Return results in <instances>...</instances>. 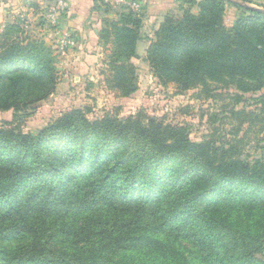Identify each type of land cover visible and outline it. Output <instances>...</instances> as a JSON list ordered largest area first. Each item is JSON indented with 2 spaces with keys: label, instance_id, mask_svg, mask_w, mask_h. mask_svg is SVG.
Returning <instances> with one entry per match:
<instances>
[{
  "label": "trees",
  "instance_id": "trees-1",
  "mask_svg": "<svg viewBox=\"0 0 264 264\" xmlns=\"http://www.w3.org/2000/svg\"><path fill=\"white\" fill-rule=\"evenodd\" d=\"M181 3L197 13L166 14L145 50L158 82L178 92L263 91L264 9ZM225 4L245 13L231 28ZM25 27L13 22L0 31V111L24 112L57 84L55 55ZM142 28V17L126 10L104 20L98 36L111 45L107 83L120 98L138 89L127 62L138 58ZM258 102L259 115L231 116H261L262 132L264 96ZM241 143H195L184 128L141 113L91 122L71 110L36 136L0 128V264H160L162 257L166 264H264L263 237L233 218L235 207L264 206V158L242 159ZM177 240L196 250L193 257Z\"/></svg>",
  "mask_w": 264,
  "mask_h": 264
},
{
  "label": "rangeland",
  "instance_id": "rangeland-1",
  "mask_svg": "<svg viewBox=\"0 0 264 264\" xmlns=\"http://www.w3.org/2000/svg\"><path fill=\"white\" fill-rule=\"evenodd\" d=\"M231 1L251 8L264 9L263 4L259 2ZM2 2L3 0H0V3ZM176 7L172 14L180 15L184 9L197 13L195 6L180 2ZM14 12L9 14L11 17L4 26L13 22L23 23V26H28L25 30L32 38L43 42L52 51L53 56L55 55L57 84L54 92L46 100L24 112L0 111L1 129L36 136L62 114L71 110H80L91 122L104 117L126 120L141 113L146 118L164 125L184 128L189 140L195 143L211 141L220 146L242 139L239 146L242 159L253 162L264 158V130L259 132L262 117H256L260 112L258 100L264 96V90L257 93H238L231 88L224 89L213 85L211 92L202 93L200 88L178 92L173 84L162 86L145 61L146 42L142 39L138 44V58L127 62L136 68L138 89L129 98H120L115 90L109 89L107 83L110 74L106 62L112 53L110 44L100 43L98 49L94 51L92 47L89 58L84 56L81 59L84 52L79 51L76 45L73 46L74 52L72 49L68 52L61 50L62 40L57 39L60 38L59 35L54 37L49 33L52 29L40 16L39 9H35L32 14L22 10ZM243 14L245 13L242 9L238 10L231 4H225L224 25L231 28ZM145 25L148 28L145 30L149 34L152 25L148 22ZM2 29L3 27L0 31ZM56 39L60 45L54 42ZM236 95L241 97L240 102L235 101ZM239 111L252 112L256 116L248 119L231 116L232 112ZM246 130L249 131L245 133ZM234 210V223L241 230H249L250 233L263 237V250L259 258L264 261V206H258L251 211L239 210L236 207ZM174 244L188 258L193 257L196 251L187 241L177 240ZM59 247L54 246L58 249ZM64 248L68 249V246L65 245ZM166 262L167 260L162 257L160 264Z\"/></svg>",
  "mask_w": 264,
  "mask_h": 264
},
{
  "label": "crops",
  "instance_id": "crops-1",
  "mask_svg": "<svg viewBox=\"0 0 264 264\" xmlns=\"http://www.w3.org/2000/svg\"><path fill=\"white\" fill-rule=\"evenodd\" d=\"M59 0H3L0 6V28L9 21L10 13H15L14 10L27 11L30 14L36 9L40 10V16L45 20L43 9L52 4H56ZM67 7L59 15L56 25H50L54 37L59 35L62 40L69 35L73 46L79 47V51H83V56L87 59L89 54L98 49L99 33L104 20H116L117 14L121 11H131L142 17L143 28L141 30L143 39H145V50L148 47L149 41L153 38L154 32L162 22L164 16L177 9L176 5L180 4L181 0H62ZM259 2L264 6V0H249ZM261 6V7H262ZM3 10V11H2ZM9 16V18H8ZM60 20V21H59ZM46 21V20H45ZM148 22L152 26L148 29L145 23ZM59 27H56L58 26ZM146 29V30H145ZM147 33V34H145ZM146 35V37L144 36ZM57 39L54 41L57 43ZM59 40V41H60ZM142 42V41H141ZM59 42L57 43V45ZM139 44V43H138ZM54 46V44H52ZM73 46H68V50L73 49ZM75 51V50H74ZM73 51V52H74ZM72 52V54H73ZM80 57V56H79ZM78 58V57H77ZM90 65H88L89 67Z\"/></svg>",
  "mask_w": 264,
  "mask_h": 264
},
{
  "label": "built area",
  "instance_id": "built-area-1",
  "mask_svg": "<svg viewBox=\"0 0 264 264\" xmlns=\"http://www.w3.org/2000/svg\"><path fill=\"white\" fill-rule=\"evenodd\" d=\"M67 7L66 3L62 0H59L56 4L46 6L43 11L45 13L46 23L49 25H56V21L59 15L65 10ZM61 50L64 51L68 46L72 47L73 43L70 40V36H65L61 41ZM60 45V44H59ZM68 49V48H67Z\"/></svg>",
  "mask_w": 264,
  "mask_h": 264
},
{
  "label": "water",
  "instance_id": "water-1",
  "mask_svg": "<svg viewBox=\"0 0 264 264\" xmlns=\"http://www.w3.org/2000/svg\"><path fill=\"white\" fill-rule=\"evenodd\" d=\"M251 8V7H250ZM256 10H259V9H256Z\"/></svg>",
  "mask_w": 264,
  "mask_h": 264
}]
</instances>
